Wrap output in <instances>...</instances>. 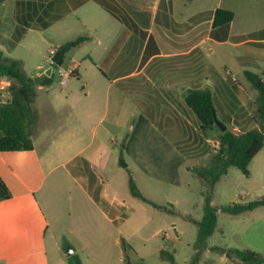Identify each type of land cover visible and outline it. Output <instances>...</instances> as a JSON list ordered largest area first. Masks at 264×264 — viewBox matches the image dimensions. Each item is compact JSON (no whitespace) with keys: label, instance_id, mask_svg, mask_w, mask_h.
<instances>
[{"label":"rangeland","instance_id":"374dc122","mask_svg":"<svg viewBox=\"0 0 264 264\" xmlns=\"http://www.w3.org/2000/svg\"><path fill=\"white\" fill-rule=\"evenodd\" d=\"M4 1L5 5L0 6V21L4 23L0 29V50L20 61L27 75L35 74L40 65L47 66L52 50L57 52L61 45L77 37H89L80 48L66 54L60 66L65 72L78 64L81 77H70V83L63 87L59 71H55L53 84L36 97V107L44 111L36 133L37 148L42 155L46 148L51 149L58 166L53 174L46 176L45 171L41 176L44 179L41 196L45 197L42 203L51 210L47 234L51 264H68V248L83 264H127V256L131 264H171L161 258L163 249L174 254L177 264H191L198 234L193 220L203 218L207 186L190 168L209 162L218 148L216 142L221 132L216 124L202 130L197 117L183 103V85L195 88L206 83L195 85L180 79L178 72L197 68L201 59L196 62L191 55L157 57L147 76L127 80L121 86L114 78L140 69L143 43L139 37L136 42L127 40L126 36L134 34L102 6L91 1L47 29L38 28L34 22V27L22 35L17 31L18 0ZM19 1L25 13L28 8L33 9L29 4L41 0ZM173 1L175 21L186 24L181 29H189L187 23L192 17L217 5L235 13L234 39L250 31L256 21H264V1L260 0ZM162 11L158 16L160 20L165 15ZM199 20L205 31L206 17ZM161 30L157 35L164 53L176 52L177 46L166 42L170 31ZM197 53L213 63L221 77L224 75L215 88L218 119L228 130L238 134L258 127L254 91L244 72L261 73L258 65L264 69V60L245 67L238 56L247 53L214 41L205 42L193 56ZM71 75L75 76V72ZM121 87L128 94L131 89L133 94L120 95ZM13 101L10 90L0 92V109L12 105ZM77 105L98 106L102 112L109 106L107 120L98 130L105 145L96 167L105 179V193L116 202L110 210L88 199L63 166L81 147V143L73 144L60 151L62 148L57 146L75 125L69 123L67 115ZM73 132L76 133V129ZM88 137L90 140L91 133ZM72 168L89 172L88 166L79 160L71 164ZM249 170L250 176H246L231 168L215 186L212 204L218 209V225L208 245L210 248L257 249L264 258V206L240 215L222 210L234 203L264 198V148L253 159ZM131 177L144 200L131 193ZM89 180L91 194L98 195L101 184L91 175ZM150 203L166 209L154 208ZM116 216L119 219L110 221ZM57 238H61L59 252L54 247ZM41 258L44 256L25 259L12 256L11 264H32L33 260ZM199 264L239 263L228 252L206 250Z\"/></svg>","mask_w":264,"mask_h":264},{"label":"crops","instance_id":"0c3cea01","mask_svg":"<svg viewBox=\"0 0 264 264\" xmlns=\"http://www.w3.org/2000/svg\"><path fill=\"white\" fill-rule=\"evenodd\" d=\"M48 1H55V5L51 15L58 14L61 8H60V4L59 5L56 4L57 0H41L38 3L34 2L33 9L28 8L29 11L25 12L26 14L24 13L22 7L20 10L17 8V1H16V10L17 12L20 11V15L22 13L25 14L26 16H28L30 13L34 15L36 9L40 7V3L46 4V2ZM91 1L96 2L95 0H89L82 6L78 7L77 9H73L69 4V2L66 0V3L63 4L62 7L65 9H69V11L65 13L61 19L55 22L62 20L71 12H75L83 8L87 3ZM116 1L123 7L126 13L135 20L139 28L148 33L147 38L144 39L137 33H134L126 26L134 34V36L128 35L125 38L129 41L133 40L135 42L137 41V37L142 39V43H143L142 50L144 53L143 55H145V52L147 50L148 40L150 36H152L155 41V44L152 45L153 48L152 52L153 50L155 51L156 47L159 49V53L154 52L151 53L152 55L150 54L149 59L146 61L144 65H141L138 71L133 70L128 74L120 75L114 78L113 81H116L121 86L123 82H127V80L135 79L133 81H136L141 76L142 77L145 75L147 76L146 72L149 70L152 61L157 57H161L164 55L170 57L191 55L192 57L190 58H193L194 61L198 62L200 58L202 63L200 62V65L196 63L197 68H195L194 66L193 70L192 69L180 70L178 72V77L180 79L183 78L184 80L192 81L195 85L202 83H206V84H202L201 87L198 86L195 88H191V87L187 88L186 85H183L184 90H183L182 98L184 92L187 89L210 88L213 91L214 99L216 103L215 88L217 85V81H222V77L224 75H222L221 77L220 76L221 73L217 70V68H215L213 63H211L207 58L203 57V55L200 56V54L197 53L196 55L193 56L196 50L200 49L205 42L214 41L219 44H230L231 47L235 48L237 51L247 53L243 56L242 55L238 56L239 62L243 64V66L245 67L250 66L254 61L264 60V21H260V20L256 21L255 23H253V28L250 31L243 32L241 35L236 37L237 39H234L233 32L235 27V13L233 12V10L228 8H223L219 5H217V7L213 9H208L204 11L199 16L196 15L192 17L189 20V23H187L189 25V29H185V28L181 29L182 25H186V24H182L180 22L175 21L173 17V10H174L173 0H171L173 6L172 12L169 13L166 12L165 10L162 11L163 13L165 12L164 13L165 15L164 18L161 20L158 18V16L161 11L160 5L163 0H116ZM260 1H264V0H260ZM5 2L6 1H3L1 5H5ZM38 9H39V13H38V17H39L40 15H42L43 8H38ZM217 9H225L232 11L234 13V19L231 22L229 36L226 41H217L216 39L211 37V32L213 30L214 14ZM202 17H206L207 20L205 31H203V25L200 23L199 20V18L201 19ZM263 17H264V13H263ZM114 18L117 19L116 17ZM117 21L120 20L117 19ZM55 22H53L51 26ZM168 22L170 25L167 24ZM17 26H19V21ZM3 27H4V23L0 21V29ZM161 29H164L165 31H170L171 36L166 37V42L168 40L170 44L171 42L174 43L177 46L176 49L178 48L176 52L164 53L161 45V38L157 35L159 34V32H162ZM179 49H181V51H179ZM253 51H255V53ZM251 55H255L256 57ZM206 63H208V65L205 67L204 64ZM49 66H50V58H49V64L47 66L40 65L35 74L29 75L34 79L37 77L41 78L39 80V85H36L37 86L36 95L32 106L33 111L35 113V120L32 124V127L30 128V135H31L30 140L32 142V148L20 149V150H0V179L10 193L9 198L0 201V264H11V261L13 260L12 256H15L19 259L44 256V259L41 258L40 261L33 260L31 263L51 264L49 258L50 245L48 244V237H47L50 228L51 217L49 214L51 210L42 203V199H45V197L41 196L43 189V182H44V179H42L41 176L45 171H46V176L50 175L51 173L53 174L58 166H56V164L54 163L55 161L53 154L54 152H52L51 149L46 148L43 152V154L45 155H42L39 152L37 148L38 146L36 139V133L38 132L39 124L41 123L40 119L44 114L42 108L36 107V97H37V93H41L42 91L47 90V87H49V86L41 85L43 81V76H45L43 71ZM258 66L261 69L259 72L261 73L264 72V69L261 67V65ZM225 67L228 68L227 66ZM69 69L70 70H67V72L70 73H72L73 71L75 72V76L71 75V77H76V78L81 77L80 66L78 64H75ZM186 71H189V73L186 74L185 73ZM228 73L231 72L229 71ZM184 76L186 77L184 78ZM69 83L70 80L68 84ZM128 92L130 95L133 94V91L131 89ZM119 93L120 95L123 94L129 95L127 93V90L123 89V87L120 88ZM11 95L13 94L11 93ZM13 99H14V95H13ZM79 99L80 97L77 99L78 103H80ZM239 100L241 101V99ZM132 103L137 105L136 101L132 100ZM183 103H184V99H183ZM77 106H75V108H71V110L68 112L67 115L68 116L67 119L69 120V123L71 124L74 123L75 125L70 130L68 136L66 137L62 136L63 139L61 140V142H59L57 146H59V148L60 147L62 148L60 149V151H62L63 148L71 147L73 144L81 143V147L63 166L66 169V173L68 174V176L72 178L76 186H78V188L82 190V192L88 197V199H91V201L95 205L101 206L100 203H97L95 201L94 196L91 194V187L89 180L90 172L84 173L80 170L77 171L74 170L73 168L71 169V167L67 168L68 165L72 164L76 159H80L81 163H84V161L88 162L89 169H91V171L93 169L95 170L92 171L93 177L95 178L97 183L99 182L101 184L98 195L101 201H105L109 205V208L107 210H110L113 208V205L116 204V202L110 200L108 195L105 193L103 186V184L105 183V179L103 178V175L96 167L103 155L102 147L105 145L104 139L101 137L98 130H99V126L101 124H104L107 120V116L109 115L108 113L109 106L105 107L103 112L100 111L101 108L98 106H91V107L86 106L84 108L81 106L78 107ZM148 114H152V113H148ZM19 119H21V128L18 129H21V131L23 130L25 132L26 119L24 116H22L21 118H17V120ZM35 127H37L36 130ZM74 129H76V133L73 132ZM104 131L108 132V129L104 127ZM0 133H2V129H0ZM89 133H91L90 140L88 137ZM55 143L56 141H53V144ZM110 216L111 215H109L108 217ZM117 219H119L118 216L110 218V221L115 222ZM59 240H61V238L55 239L54 242V247L58 252L62 249L59 244ZM247 249H251L253 251L260 253V251H258L257 249H252V248H247ZM237 263L239 262L237 261Z\"/></svg>","mask_w":264,"mask_h":264},{"label":"trees","instance_id":"16d2710c","mask_svg":"<svg viewBox=\"0 0 264 264\" xmlns=\"http://www.w3.org/2000/svg\"><path fill=\"white\" fill-rule=\"evenodd\" d=\"M4 0H0V6ZM73 9H77L89 0H67ZM101 5L108 13L120 20L134 33H137L142 38L146 39L148 33L139 28L135 20L130 17L123 7L116 0H95ZM66 0H57L56 4H60L61 10L58 14L51 15L55 5V1H48L46 4L40 3L43 8L42 15L38 17L39 9L37 8L34 15L30 13L28 16L21 14L18 17L19 26L17 31L26 32L27 29L33 28L32 23H36L38 28L44 30L51 26V24L63 17L69 9L62 7ZM23 5L19 0L17 1V8ZM30 6L33 4H29ZM172 1L163 0L160 9L166 12H172ZM61 13V14H60ZM234 19V13L225 9H217L214 14L213 30L211 37L217 41H226L229 36L231 22ZM168 25L169 22L167 23ZM89 40L88 36H80L76 39L68 41L63 44L56 52V56L64 50V57L61 65L64 62L66 54L77 50ZM155 44L154 38L149 37L147 50L143 57L142 65L149 59L150 54L154 52L159 53L156 47L152 52V45ZM152 55V54H151ZM244 75L250 83L254 91V104L256 107V120L258 127L245 131L243 133H235L231 130L220 132L218 141L220 142L219 148L212 155L211 159L206 165L194 166L190 170L195 173L207 186L205 203L203 207L204 215L201 220H193L198 228L197 241L195 243L196 254L191 264H199L200 257L206 250L217 251L221 253H229V255L238 261L240 264H264L262 255L251 249H233V248H220L218 246L208 245L209 239L214 235L218 225V209L213 206V191L217 183L229 173L231 168L240 170L244 175L250 176V164L253 159L264 148V72L255 73L251 70H245ZM7 76L12 80L11 93L14 95L12 105L1 107L0 109V150H20L31 149L32 142L30 140V130L35 120V113L33 111V103L36 95V83L33 77L27 75L22 67L21 62L9 57L2 50H0V78ZM54 78L43 76L41 85L51 86ZM186 107L197 117L200 128L207 130L215 125V118H218V109L215 103L213 91L210 88L204 89H187L183 95ZM26 119L25 132L21 129V118ZM81 161L80 159H76ZM75 160V161H76ZM88 166L90 175L93 176L91 169H89L88 162L84 161ZM71 167V164H69ZM130 191L133 196L143 199V195L138 190L134 179L130 178ZM10 197V193L4 183L0 179V201ZM97 203H101L106 209L109 205L105 201H101L99 195L94 196ZM154 208L166 209L156 203H150ZM264 206V198L255 202L247 203H234L233 205L223 207V211L240 215L249 211H253L259 207ZM161 258L171 264H177L176 258L173 253L167 250L161 251ZM68 264H83L79 257L75 254L67 258ZM127 264H131L129 257L125 258Z\"/></svg>","mask_w":264,"mask_h":264},{"label":"built area","instance_id":"2783aa9c","mask_svg":"<svg viewBox=\"0 0 264 264\" xmlns=\"http://www.w3.org/2000/svg\"><path fill=\"white\" fill-rule=\"evenodd\" d=\"M55 57H56V52L52 50L51 51V56L49 57L50 58V65L54 62ZM59 68L60 67L55 69V71H59L58 74L60 76V83H61V85L63 87H66L68 82H69V80H70V77H71L72 73L67 72V71L64 72L61 69L59 70ZM11 86H12L11 78H9L7 76H4V77L0 78V92H4V91H7V90H10V93H11ZM216 144H217V147L219 148L220 142L217 141Z\"/></svg>","mask_w":264,"mask_h":264},{"label":"water","instance_id":"95a60500","mask_svg":"<svg viewBox=\"0 0 264 264\" xmlns=\"http://www.w3.org/2000/svg\"><path fill=\"white\" fill-rule=\"evenodd\" d=\"M64 53L65 51L64 50H61V52L55 57L54 59V62L44 70V74L48 77H52L54 75V72H55V69H57L58 67L61 66V62L63 60V57H64ZM41 78H35V83L36 85H39V80ZM215 123L216 125L220 128V130L222 132H226L228 130L227 126L221 122L217 117L215 118ZM126 166V165H124ZM74 255V252L71 250V248H68L67 249V256L70 257Z\"/></svg>","mask_w":264,"mask_h":264}]
</instances>
